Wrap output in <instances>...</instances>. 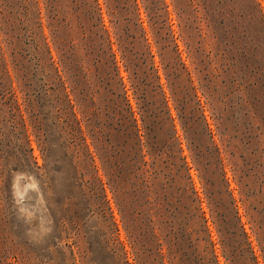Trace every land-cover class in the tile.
I'll use <instances>...</instances> for the list:
<instances>
[{"label":"rangeland","instance_id":"374dc122","mask_svg":"<svg viewBox=\"0 0 264 264\" xmlns=\"http://www.w3.org/2000/svg\"><path fill=\"white\" fill-rule=\"evenodd\" d=\"M100 2L0 0V264H264V0Z\"/></svg>","mask_w":264,"mask_h":264},{"label":"trees","instance_id":"16d2710c","mask_svg":"<svg viewBox=\"0 0 264 264\" xmlns=\"http://www.w3.org/2000/svg\"><path fill=\"white\" fill-rule=\"evenodd\" d=\"M72 4V10L76 14V23L78 26L83 27V19L78 14L80 11L83 16L85 17V21L89 24V29L98 37L99 39V45L105 49L107 46L108 49L112 50V38L110 36V33L108 29L106 28L103 20V4L100 2V0H70ZM45 7L48 9L49 18L51 19V24H53L54 28L53 30L56 32L60 31L63 28H66L70 32H73L75 25H74V19L70 18L68 15L69 9L66 8V0H44ZM104 4L106 6V11L111 16V21H114L115 23L118 22L119 14L122 11H125V13H128L129 16L125 19L129 22L131 21V15L135 10L138 9V2L137 0H104ZM39 15H41V7H39ZM155 13V20L153 21V24H157V29L159 31L163 30V22L164 20H159V18H156V16H159V14ZM40 19H42V16H40ZM42 23V22H41ZM163 32V31H161ZM166 32H164V37ZM119 37V41H120ZM75 47V45H72ZM71 46V47H72ZM119 48L121 49V52L123 53V58H126L128 55V52H131L132 48H130L126 43L120 41L119 42ZM70 51V50H67ZM114 55V53L112 54ZM141 97V96H140ZM125 98V96H124ZM123 104L122 99L118 100V109L122 114V118L129 121L132 120L136 122L133 112L131 111V107L128 105L127 108H125ZM131 116V117H129ZM134 126L137 128V122L134 124Z\"/></svg>","mask_w":264,"mask_h":264}]
</instances>
